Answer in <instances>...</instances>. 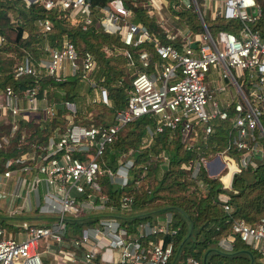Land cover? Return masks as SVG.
<instances>
[{"label": "built area", "instance_id": "obj_1", "mask_svg": "<svg viewBox=\"0 0 264 264\" xmlns=\"http://www.w3.org/2000/svg\"><path fill=\"white\" fill-rule=\"evenodd\" d=\"M35 1L46 9L58 5L72 13L83 12L81 27L90 22L88 0ZM165 1L145 0L144 4L148 12L158 14L166 41L159 40L141 23L130 21V10L121 0H108L106 6L98 9L100 29L118 32L125 44H151L154 56V60H149L147 51L137 53L138 65L130 75L125 103L115 109L112 123L84 125L73 122L69 114L62 129L55 127L44 143H30L26 152L5 157L0 183L14 176L13 189L4 198L5 211L15 214L32 207L45 219L42 223L20 224L16 235L5 234L0 227V264H42L39 238H43L45 245L51 242L69 245L70 251L58 248L53 253V259H61L64 264H87L94 257L98 264L166 262L171 241L163 242L162 234L174 232V228L166 227L168 218L150 224L138 222L129 231L112 214L114 205L106 204L109 199L100 186L103 177L119 184L125 182L132 162L128 151L117 154L113 168L105 162L103 151L117 131L138 116L150 117L152 125L145 145L151 141L152 132L166 129L174 132L186 147L198 141L204 143L214 129V120L229 119L223 148L182 163L183 168L190 169V175L195 174L199 165H206L208 173H205L217 178L221 188L230 187L233 174L248 166L253 169L260 159L261 141L264 143V130L259 122L264 112V38L251 26L259 15L258 5L254 0H213L217 3L209 9L208 0H178V4L195 12L200 23L201 29L191 33L165 24L159 11ZM198 1L206 6L204 11L198 7ZM206 11L235 21L234 31L217 28L213 38L202 19L201 14ZM38 23L48 29L51 21L43 18ZM76 57L73 44L64 39L59 47H48L46 58L40 59L36 66L24 58L15 66L14 75L35 74L43 67L46 74L58 79L65 67L70 72L79 67L82 75L87 76L94 66L91 53L84 51L79 63ZM210 65L220 70L216 78L208 76ZM89 82L94 89L90 101L106 104L105 88L93 87L94 83ZM226 84L233 92L224 88ZM35 91V86L24 90V106L17 105L9 86L0 92V109L9 110L11 128L15 127L17 115L24 116L21 111L39 107ZM64 104L74 111L73 103L68 106L64 101ZM43 109L46 115L53 112L48 105ZM4 140L1 137L0 145ZM230 145L238 151L237 155L230 154ZM20 190L23 192L20 204L15 207ZM131 201V193H121L116 199L120 210L129 208ZM221 201L222 208L228 210L224 196ZM78 214L94 221L80 225L76 236L68 237L65 243L66 220ZM235 237L254 249L257 264H264L263 216L254 223L242 217L232 218L228 232L219 237L217 244L229 249ZM186 263L199 264L192 257H187Z\"/></svg>", "mask_w": 264, "mask_h": 264}, {"label": "trees", "instance_id": "obj_2", "mask_svg": "<svg viewBox=\"0 0 264 264\" xmlns=\"http://www.w3.org/2000/svg\"><path fill=\"white\" fill-rule=\"evenodd\" d=\"M254 1L259 7V15L251 26L264 38V0ZM107 2L88 0L90 22L81 27L83 12L72 13L58 5L46 9L35 0H0V92L9 86L16 96L17 105L24 106V90L35 86L39 105L34 110L21 111L24 116H16L14 128H11L9 110L0 109V140L1 137L5 139L0 145V170L8 155L26 152L30 143H44L55 127L61 130L69 114L73 122L84 125L112 123L115 109L125 103L130 75L138 65L137 53L145 50L149 60H154L151 44H125L118 32L100 29L98 9ZM121 2L130 10V21L141 23L159 40L166 41L154 12L147 11L145 0ZM166 7L188 27L189 32L201 29L190 7L178 4V0H166ZM203 15L208 30L234 31L235 21L224 20L207 11ZM43 18L51 21L48 29H43L38 23ZM64 39L73 44L77 63L84 51L91 53L94 66L87 76L82 75L79 67L73 72L65 67L58 79L46 74L43 67H39L35 74L14 75L15 66L24 58L36 66L40 59L46 58L48 47H59ZM130 60L131 63L128 62ZM87 80L94 83L93 87L101 85L105 88L106 104L91 102V96L83 98V89H93L89 84L85 88ZM42 99L44 104L40 106ZM65 100L72 101L74 111L65 107ZM45 105L53 108L51 115L45 114ZM259 122L264 130V112ZM229 125V119L214 120V129L205 142L198 141L189 147L182 144L174 132L166 129L152 132L151 141L145 145L152 125L150 117L143 115L119 129L104 147L103 158L112 168L120 152L128 151L132 159L123 184L104 177L100 180L101 191L109 199L106 204L114 205L112 214L129 231L138 222H164L165 217L168 218L165 222L167 229L174 228L173 233L162 234L163 242L171 241V253L164 264H187V257L197 259L199 264H257L254 249L247 243L235 237L231 247L223 249L217 240L228 232L234 217H242L250 223L264 217L263 141L261 157L254 168L248 166L233 174L228 188H221L218 179L208 176L201 165L194 175H190V169L182 167V163H189L198 155L208 156L223 148ZM228 151L238 154L231 145ZM133 183L135 187L131 188ZM121 193L132 195L127 209L118 208L116 199ZM221 196H224L228 210L222 208ZM92 221L91 217L67 219L64 239L76 236L80 225ZM87 264H98L97 257Z\"/></svg>", "mask_w": 264, "mask_h": 264}, {"label": "rangeland", "instance_id": "obj_3", "mask_svg": "<svg viewBox=\"0 0 264 264\" xmlns=\"http://www.w3.org/2000/svg\"><path fill=\"white\" fill-rule=\"evenodd\" d=\"M216 3H217V1L208 0L207 1V8L210 9ZM198 7L202 11H204V9H206V6H203L200 3V1H198ZM159 11H160V15L162 16V18H163L165 24H167V26L172 27L173 29H178L177 31H179V30L184 31L188 28L187 26L183 25V23H181L178 19H176L175 15L166 7V1H165V4H163L161 6ZM203 14L204 13H202L201 15H203ZM153 16H154L156 22L160 23L158 14L154 13ZM195 32H198V31H195ZM209 32H210L211 36L214 38L216 29L209 28ZM219 47H220V45H219ZM231 71L233 74H235V69L231 68ZM219 75H220L219 68L215 65H210V68L208 70V76H210L211 78H216ZM86 83H85V88H87L88 84L91 86V83L89 82V80H87ZM224 88H228L231 92H233V88L228 84H226ZM83 90H84V97H83L84 99L86 97L89 98L94 93V89H90L89 91L88 90L85 91V89H83ZM65 101H67V100H65ZM40 102H41L40 106H42L44 104L43 99ZM70 102H72V101H67L68 106L72 105V103H70ZM73 102L76 103L77 101L73 100ZM127 129L128 128H126V130ZM202 165H203L204 171L206 173H208L206 171V165H204V164H202ZM210 174H213V173H210ZM13 186H14V176L7 177L4 180V182L0 183V196H3L5 198L6 195H8V193L11 192V190L13 189ZM20 192H21V190H20ZM22 193L23 192H21L20 196L16 197V200L14 202L15 207L19 206L20 200L22 197ZM3 201H4V199H0V219L2 220V223L0 225L4 226V229H7L14 224L23 225V224L28 223V222L42 223L45 219L44 215H42L39 212H36L34 209L22 210L20 213H18V215H12L10 213H7L4 209ZM79 214L81 215L82 213H79ZM79 214L76 217H81ZM37 243H38V251H41L40 260L43 264H64V261H62L61 259H57V258L53 259L54 258L53 253H55L58 248L70 251V247L65 246L64 243L59 244V245L58 244L54 245L52 242L49 243L48 245H45L43 238H39Z\"/></svg>", "mask_w": 264, "mask_h": 264}, {"label": "crops", "instance_id": "obj_4", "mask_svg": "<svg viewBox=\"0 0 264 264\" xmlns=\"http://www.w3.org/2000/svg\"><path fill=\"white\" fill-rule=\"evenodd\" d=\"M106 6V5H105ZM0 199H4L3 196H0ZM4 202V201H3ZM30 209H33L32 207H30ZM20 213V212H19ZM12 215H18V213L12 214ZM19 225L14 224L11 227L4 229L5 234H9V235H16V231H18ZM0 227L4 228V226L0 225ZM66 264V263H65Z\"/></svg>", "mask_w": 264, "mask_h": 264}, {"label": "water", "instance_id": "obj_5", "mask_svg": "<svg viewBox=\"0 0 264 264\" xmlns=\"http://www.w3.org/2000/svg\"><path fill=\"white\" fill-rule=\"evenodd\" d=\"M192 45H193V44H192ZM263 134H264V132H263ZM111 156H112V155H110V158H111ZM215 158L218 159V156H215Z\"/></svg>", "mask_w": 264, "mask_h": 264}]
</instances>
